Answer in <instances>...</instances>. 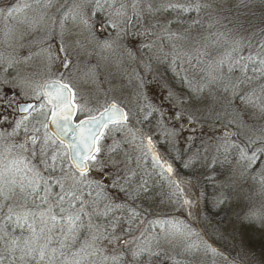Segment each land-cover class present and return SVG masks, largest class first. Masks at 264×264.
Here are the masks:
<instances>
[{
    "label": "rangeland",
    "instance_id": "1",
    "mask_svg": "<svg viewBox=\"0 0 264 264\" xmlns=\"http://www.w3.org/2000/svg\"><path fill=\"white\" fill-rule=\"evenodd\" d=\"M16 2L0 0V8ZM29 2L33 7L14 18L0 17V131L11 132L10 125L23 116L16 112L17 103L36 101L38 108L43 102L35 99L40 86L64 73V82L75 92V121L96 115L114 101L129 113L133 123L140 121L136 127L152 137L156 152L174 169L171 175L161 176L159 166L153 168L150 154L137 166L136 157L147 152L146 144L139 139L131 143L127 128L119 125L104 130L99 145L108 173L124 176L135 171L133 187L141 177L147 180L148 191L135 202L111 190L118 197L116 202L133 204L141 212L132 236L140 237L143 232L141 240L147 238L152 252L159 253H145L139 264H234L237 260L264 264V170L259 165L248 168L239 160L236 148L224 151V128L238 132V136L227 139L240 144L264 127V111L236 98L228 100L212 89L207 92V76L201 71L205 65L196 59L205 48L197 49L195 41H190L189 52H171L168 33H175L173 22L180 16L178 10H166L164 6L197 0H141V7L151 4L153 12H144L139 19L133 17L131 24L116 29L107 23L106 4L104 11L93 15L95 0H51L49 6H45V0H40L39 5ZM198 2L207 6L195 12L185 25L199 20L200 27L233 12L248 17L250 22L258 19L254 30L264 28V0ZM197 32L193 30L192 34ZM239 40L245 44V52L258 49L259 42L249 49L247 41ZM105 41L111 46L105 47ZM221 42L204 59L222 53ZM61 44L65 52L59 50ZM174 58L185 63L182 82L171 78ZM65 61L71 64L68 70L62 67ZM201 86L206 87L197 96L192 89ZM149 106L157 111L145 120L151 111ZM179 109L193 114L191 126L184 127L187 119H172ZM44 112L48 114L49 106ZM33 116L29 127H39L37 121L46 123L43 116ZM241 119L244 124L237 127ZM230 120L235 123L230 124ZM173 129L175 136L171 135ZM43 131L41 128V134ZM56 146L66 151L59 142ZM93 175L101 178L98 173ZM172 175L184 182L190 204H182L184 195L172 183ZM206 203L225 206L221 213H207ZM156 221H180L187 228L175 233L166 223L162 227ZM209 245L218 251L213 253Z\"/></svg>",
    "mask_w": 264,
    "mask_h": 264
},
{
    "label": "snow or ice",
    "instance_id": "2",
    "mask_svg": "<svg viewBox=\"0 0 264 264\" xmlns=\"http://www.w3.org/2000/svg\"><path fill=\"white\" fill-rule=\"evenodd\" d=\"M33 2L40 4V0ZM50 3L51 0H45V6ZM105 4L109 9L107 23L114 29L131 24L133 17L139 19L144 12H153L151 4L141 7V0H95L93 15L104 11ZM206 6L197 0L195 3H169L164 7L182 13H199ZM32 7L29 0H17L15 4L0 8V17L5 20L14 18ZM198 23L199 20L192 21V24ZM168 36L172 38L176 33L169 32ZM220 37L229 47L212 59H204L212 54L202 52L196 58L197 63L205 65L201 71L205 72L210 84L221 85L223 91H231L241 103L264 111V41L256 51L249 50L244 54L243 42L228 40L224 34ZM213 43L219 45V38ZM110 46L105 41V47ZM248 48L251 49L250 43ZM59 50L66 51L62 44ZM62 67L68 70L71 64L65 61ZM257 82L260 95H256V89L251 87ZM204 87L192 91L199 96ZM40 88L42 91L35 94L37 101H43L39 107L17 104V110L25 115L15 120L14 126L10 125L11 132L0 131V264H139L145 253L158 256L159 253L152 252L147 238L141 240L143 232L140 237L132 236L141 215L138 208L130 203L116 202L118 197L111 194V190L116 189L124 199L135 202L141 193L148 191L147 180L141 177L133 187V179L137 176L135 171L124 176L108 173L99 145L104 136L103 129L109 124L119 125L127 128L131 143L135 144L139 139L146 144L147 152L136 157L137 166L146 161L149 154L153 168L159 166L161 176L165 173L171 175L174 172L172 165L156 152L152 137L136 127L140 121L133 123L129 113L114 101L98 115L86 116L73 124V114L78 106L74 102L72 86L64 82V73H60L57 79L45 81ZM48 106H51L50 118L44 112ZM149 107L151 111L145 120L157 111L154 106ZM33 113L43 116L44 121L50 120L56 127L55 132L50 135L48 123L43 121L36 122L39 127H29L34 119ZM172 119L177 122L187 119L184 125L187 127L193 122V114L188 109H179ZM243 124L241 119L237 127ZM224 133L225 152L236 148L239 160L248 168L259 165L264 170V127L240 144L227 139L238 136V132L225 127ZM171 135H176L175 129ZM68 136L72 140L68 142V150L62 151L56 146L57 142L63 146ZM93 173H98L101 178L96 179ZM172 183L184 195L182 204H190L184 182L176 178ZM154 223H160L162 227L166 223L175 233H182L187 228L180 221ZM134 242L135 247H132ZM209 248L213 253L218 251L211 245ZM234 264L243 262L237 260Z\"/></svg>",
    "mask_w": 264,
    "mask_h": 264
},
{
    "label": "trees",
    "instance_id": "3",
    "mask_svg": "<svg viewBox=\"0 0 264 264\" xmlns=\"http://www.w3.org/2000/svg\"><path fill=\"white\" fill-rule=\"evenodd\" d=\"M178 14L180 17H177L178 20L173 22V25L176 27L174 29L176 36L171 38V52H189L190 41H195V45L198 46L197 49L205 48L204 50L202 49L203 52L207 51L211 53L212 49L217 46V44H214L213 41L218 40V38L220 42L222 41L221 43L224 49L229 47V45L224 42V39L220 37V34H224L228 40H239L243 38V41H247L246 47H248L249 43L251 46H255L256 43L259 42L260 44L261 41H264V28H259L257 30L253 29L256 24L259 25L260 21H258V19L250 22L248 17L242 18L241 15H235L233 12H227L226 15L218 19L217 22L208 24L202 23V25L199 27L198 24L187 26V21H191V17L195 14V11L190 13H182L178 11ZM193 30H198V34L193 35ZM260 36H262V38H260ZM244 54H248V52H244ZM175 57L178 56L175 55ZM182 63L177 60L175 63L172 62L171 64V78H174L175 82H182L183 80L184 72H182V67L185 66V63L184 65H182ZM166 72L168 71L166 70ZM206 80L208 82V78ZM251 87L256 89V95H260L259 82L253 84ZM206 88L207 92H210L212 89L215 92H218L220 96H226L228 100L234 98L231 94V91H223V87L221 85L210 84L208 82ZM255 110L261 111L259 108H255ZM172 178L180 179L175 175H172ZM224 206V203H218L216 205H208L206 203L204 210L207 213H221ZM18 233L19 231H17V234Z\"/></svg>",
    "mask_w": 264,
    "mask_h": 264
},
{
    "label": "water",
    "instance_id": "4",
    "mask_svg": "<svg viewBox=\"0 0 264 264\" xmlns=\"http://www.w3.org/2000/svg\"><path fill=\"white\" fill-rule=\"evenodd\" d=\"M43 84H44V83H43ZM43 84H42V85H43ZM40 91H42L41 88H40ZM17 104H21V105L33 104V105H35V102H34V101H30V102H19V103H17ZM17 104H16V106H17ZM109 104H110V103H109ZM16 106H15V108H16V112H17V114H18V115H25V113L19 112V111L17 110V107H16ZM107 106H108V105H107ZM107 106H106V107H107ZM49 107H50V109H51V106H49ZM98 114H99V113H98ZM98 114H97V115H98ZM48 116H49V118H50V116H51V110L49 111ZM74 119H75V113L73 114V121H72L73 124L77 123V122H74ZM83 119H84V118H83ZM46 123H48L49 133H50V134L54 133L55 130H56L55 125H54V124H51V123H50V120H49V121H46ZM110 125H112V124H109L108 126H110ZM103 131H104V129H103ZM71 140H72V137H71V136H68V137L65 138V143L63 144V146L66 148V151L68 150V142L71 141Z\"/></svg>",
    "mask_w": 264,
    "mask_h": 264
}]
</instances>
